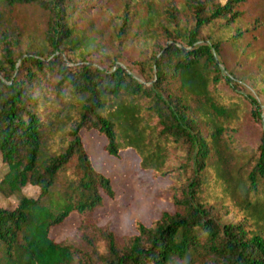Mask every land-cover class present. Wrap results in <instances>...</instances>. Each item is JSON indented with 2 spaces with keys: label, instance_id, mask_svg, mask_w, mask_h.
I'll return each instance as SVG.
<instances>
[{
  "label": "trees",
  "instance_id": "16d2710c",
  "mask_svg": "<svg viewBox=\"0 0 264 264\" xmlns=\"http://www.w3.org/2000/svg\"><path fill=\"white\" fill-rule=\"evenodd\" d=\"M84 1L0 0V7L35 5L48 14L41 44L27 48L19 31L0 27V192L39 189L12 209L0 206V264H264V129L256 150L238 146L244 101L217 88L230 79L217 58L225 28L216 24L229 26L246 0H184L126 14L120 42L136 17L145 50L160 24L167 38L139 61L109 65L90 59L98 39L76 27ZM3 17L0 11V26ZM84 130L104 136L109 155L131 148L142 169L171 178L164 191L174 211L151 225L137 220V233L123 243L104 227L84 232V246L55 241L51 229L72 213L86 223L106 197L116 198Z\"/></svg>",
  "mask_w": 264,
  "mask_h": 264
},
{
  "label": "rangeland",
  "instance_id": "374dc122",
  "mask_svg": "<svg viewBox=\"0 0 264 264\" xmlns=\"http://www.w3.org/2000/svg\"><path fill=\"white\" fill-rule=\"evenodd\" d=\"M184 0H85L75 11V24L81 33L94 36L98 44L92 48L90 59L99 64H106L119 59L122 64H132L134 60L156 52L159 44L167 38L164 23L160 24L156 39L150 40L145 50L143 36H137L135 30L140 20L133 19L129 34L120 42L117 33L124 15L146 16L150 7H166L170 4L180 6ZM223 3L224 0H216ZM4 15L5 27L21 33L22 46L27 48L41 44L48 25V14L35 5L0 7ZM241 13L225 26L224 20L217 21L223 26L219 34L224 39L217 52V58L230 81L219 82L221 94L237 95L244 101V113L234 132L238 146L256 150L264 126L253 117L252 109L256 100L264 124V0H246L238 7ZM181 18L192 20L190 12H183ZM163 22L165 20H162ZM162 26V27H161ZM207 34L201 42H207ZM72 54V53H71ZM68 53L64 56L68 58ZM140 77V76H139ZM84 143L91 155L94 166L109 176L116 190V198H105L104 205L98 208L85 223L82 216L74 212L65 222L51 229L50 235L57 242L73 240L81 246L84 232L95 234L97 227L112 230L120 243L125 236L137 233L136 221L146 225L159 218L163 211H174L169 200V193L164 190L172 183L169 177L155 175L152 170L141 168V158L135 150L129 148L121 151L118 157L109 155L104 150L107 140L97 131H83ZM178 158V155L174 156ZM6 167L0 156V181ZM39 189L28 185L13 196L7 197L0 192V206L12 209L16 207L23 195L37 196ZM128 215V217H127ZM233 216V211L229 217Z\"/></svg>",
  "mask_w": 264,
  "mask_h": 264
}]
</instances>
